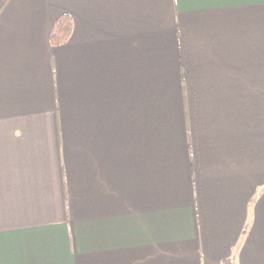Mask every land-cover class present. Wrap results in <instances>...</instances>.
<instances>
[{"label": "crops", "instance_id": "crops-1", "mask_svg": "<svg viewBox=\"0 0 264 264\" xmlns=\"http://www.w3.org/2000/svg\"><path fill=\"white\" fill-rule=\"evenodd\" d=\"M0 264H264V0H0Z\"/></svg>", "mask_w": 264, "mask_h": 264}, {"label": "trees", "instance_id": "trees-1", "mask_svg": "<svg viewBox=\"0 0 264 264\" xmlns=\"http://www.w3.org/2000/svg\"><path fill=\"white\" fill-rule=\"evenodd\" d=\"M73 28L74 21L72 17L68 14L61 15L49 34L51 46L60 47L67 44L71 38Z\"/></svg>", "mask_w": 264, "mask_h": 264}]
</instances>
